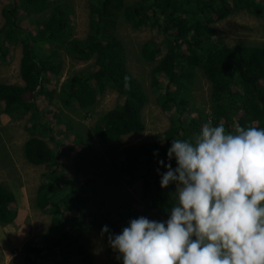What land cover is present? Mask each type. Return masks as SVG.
<instances>
[{
  "label": "trees",
  "instance_id": "16d2710c",
  "mask_svg": "<svg viewBox=\"0 0 264 264\" xmlns=\"http://www.w3.org/2000/svg\"><path fill=\"white\" fill-rule=\"evenodd\" d=\"M4 1L8 3L2 9L0 64L7 61L9 47L20 43L19 73L23 84L0 83V112L13 118L32 113L28 124L31 137L24 145V156L32 165L49 166L37 188L35 202L52 219L43 234L24 245L29 264H36L35 258L46 254L57 257L54 264H93L82 236L86 226L101 231L107 225L111 233L119 234L140 216L150 220L154 216L169 217L175 184L161 188L160 173L166 168L158 162L169 163L167 150L172 139H183L178 133L186 128L183 118L199 71L210 83V110L202 116L205 122L211 120L214 126L223 123L230 132L237 126L264 128V47L228 46L216 38L213 26L241 11L264 18V0H88L89 28L83 39L74 37L71 8L60 0ZM46 10L50 15L33 20L32 32L23 28L20 11L34 19ZM121 17L135 30L149 27L158 35L145 42L140 53L145 61L155 64L151 88L158 103L175 116L165 143L131 146L113 160L112 167L118 175L141 180L143 187L142 203L115 205L97 198L102 188L100 175L86 176L76 183L66 180L58 153L43 139H54L55 131L37 108V99L52 98L56 93L47 87L48 75L59 73L61 58L46 54L38 45L63 48L77 62L92 61L65 79L59 100L68 109L88 111L95 102L91 81L99 95L107 89L115 91L120 102L97 119L93 131L102 143L117 141L143 132L142 112L148 101L141 82L127 67L125 47L116 34ZM171 164L176 166L175 159ZM14 202V194L0 183V223L15 220ZM103 236L108 243V233ZM118 263L123 264L122 259Z\"/></svg>",
  "mask_w": 264,
  "mask_h": 264
},
{
  "label": "rangeland",
  "instance_id": "374dc122",
  "mask_svg": "<svg viewBox=\"0 0 264 264\" xmlns=\"http://www.w3.org/2000/svg\"><path fill=\"white\" fill-rule=\"evenodd\" d=\"M71 8L69 19L74 37L83 39L89 28L88 0H60ZM131 3L136 0H125ZM8 2L0 0V28L4 23L2 9ZM21 13V24L25 30L33 31L35 19L43 20L50 15L46 10L34 19ZM216 38L228 46L252 45L264 47V18L246 11L235 13L213 25ZM116 34L125 47L126 63L129 71L141 82L148 101L142 112L144 130L121 137L109 143L100 142L94 135L97 119L119 102L118 94L107 89L99 95L94 81L91 87L95 102L86 111L68 109L59 100V90L67 77L84 69L92 61L83 63L71 59L63 48L38 45L46 54L60 55L61 70L57 75H48L47 87L55 90L52 98L37 99V108L44 113L45 120L54 128V139H43L59 155L60 169L66 180L77 182L78 179L91 175H100L102 188L97 196L112 204L143 201L141 180H131L118 175L112 162L123 150L140 144L165 143L166 133L172 130L175 113L165 111L157 101L156 93L151 88V70L153 62L145 61L140 53L142 45L150 39H157L155 31L149 27L135 30L121 17L116 26ZM21 44L9 47L8 59L0 64V83L22 85L19 73ZM192 99L184 116L185 129L179 130L183 139H194L204 123L203 113L209 112L210 83L199 71L192 87ZM1 108V107H0ZM29 112L21 118H13L0 112V183L15 196L12 208L17 212L11 223H0V264H29L24 245L32 238L43 234L50 226L51 216L36 206V192L42 177L49 171L48 165L35 166L24 156V145L31 137L28 131ZM57 116V118H55ZM69 126V127H68ZM79 182V181H78ZM152 220L166 221L152 217ZM82 236L93 257V264H119L116 253L109 246L102 232L92 226L82 230ZM57 257L43 255L35 258L36 264H54ZM33 260V259H32Z\"/></svg>",
  "mask_w": 264,
  "mask_h": 264
},
{
  "label": "clouds",
  "instance_id": "9594fccd",
  "mask_svg": "<svg viewBox=\"0 0 264 264\" xmlns=\"http://www.w3.org/2000/svg\"><path fill=\"white\" fill-rule=\"evenodd\" d=\"M167 158L169 163H158L166 168L161 188L175 184L169 217L140 216L119 234L103 226L116 259L264 264V128L237 126L230 132L209 120L194 139H172Z\"/></svg>",
  "mask_w": 264,
  "mask_h": 264
}]
</instances>
